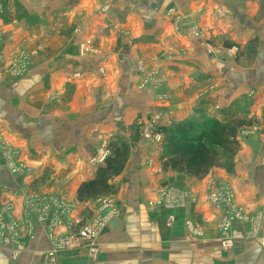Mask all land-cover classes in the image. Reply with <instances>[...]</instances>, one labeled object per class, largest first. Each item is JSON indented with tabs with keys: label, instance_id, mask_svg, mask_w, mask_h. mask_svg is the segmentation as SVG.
<instances>
[{
	"label": "crops",
	"instance_id": "0c3cea01",
	"mask_svg": "<svg viewBox=\"0 0 264 264\" xmlns=\"http://www.w3.org/2000/svg\"><path fill=\"white\" fill-rule=\"evenodd\" d=\"M236 101L258 129L230 167L165 171L139 141L114 192L78 201L90 159L132 124L229 121ZM220 186L241 216L229 248ZM92 219L96 252L56 264H264V0H0V264H41Z\"/></svg>",
	"mask_w": 264,
	"mask_h": 264
},
{
	"label": "trees",
	"instance_id": "16d2710c",
	"mask_svg": "<svg viewBox=\"0 0 264 264\" xmlns=\"http://www.w3.org/2000/svg\"><path fill=\"white\" fill-rule=\"evenodd\" d=\"M242 126L243 121L232 119L225 123L208 117L201 122L189 120L163 127L168 147L162 169L200 178L212 168L230 167L239 149L237 136ZM107 150L109 153L104 163L96 167L94 177L79 185V202L114 192L110 181L122 172L130 153L128 145L118 136L109 141Z\"/></svg>",
	"mask_w": 264,
	"mask_h": 264
},
{
	"label": "built area",
	"instance_id": "2783aa9c",
	"mask_svg": "<svg viewBox=\"0 0 264 264\" xmlns=\"http://www.w3.org/2000/svg\"><path fill=\"white\" fill-rule=\"evenodd\" d=\"M106 8V7H105ZM14 66H19L18 64H13ZM20 70L21 67H20ZM15 70L14 73L19 74L21 71ZM108 155L106 150H103V148H99L97 153L92 157L91 163H93L96 166H99L104 163L105 157ZM227 186H220L219 190L217 192H212L209 194V203L216 209H220L221 207H227V212L223 216L220 224V230H221V243L224 247L229 248L231 246V237H230V228H231V222L234 221V219L241 218L240 211L233 205V202L231 201V195L230 191ZM160 195L163 198H169L170 195H172V192L169 189H165L160 192ZM171 198V197H170ZM150 206H155L157 204H160V200L150 202ZM103 207H106L108 210H110L111 214L116 213L114 208L112 207L110 201L105 200L103 201ZM93 220V219H92ZM84 224L82 227L78 228L76 232L73 234L60 237L56 240V243L44 254L43 261L41 264H56L58 253L62 250H69L72 248H75L77 246L79 247H88L89 251L92 253L96 252V246H97V234L100 228L103 227L104 221H100L98 219H94L93 221Z\"/></svg>",
	"mask_w": 264,
	"mask_h": 264
},
{
	"label": "rangeland",
	"instance_id": "374dc122",
	"mask_svg": "<svg viewBox=\"0 0 264 264\" xmlns=\"http://www.w3.org/2000/svg\"><path fill=\"white\" fill-rule=\"evenodd\" d=\"M84 51H86V50H84ZM237 51H238V49H236L235 53H233V54L237 55L239 53ZM247 52H248L247 54L249 55V57L247 58V61H250L251 60L250 56H255L256 51L254 52L253 50L248 49ZM15 63H12V64H15ZM19 64H20L21 69L23 70L25 68V65H23L22 63H19ZM20 67L12 65L10 67L11 72L14 73L15 70H20ZM14 74H17V73H14ZM241 103L242 102L236 101L230 107V108H232V111L235 112L234 113L235 117L233 118V120H238L240 123H241V121H243L245 124V126H242L239 129L238 136H237L238 142L240 141V139L242 141L244 139V137H246L247 135H250L251 133H254L258 129L257 125H255L254 121L251 118H248L249 117L248 116V110L244 111V109L246 108V104H241ZM247 105H249V104H247ZM247 109H248V106H247ZM148 117L141 119L140 120L141 123L139 122L140 124H132L131 125L132 130L130 131V134L128 136L129 139H127V138L123 139V137H121V138L128 145L129 153L133 147L137 146L139 141L141 143H144L145 145H147V147H146L147 151L146 152L148 154H146V155H149V157L152 155H156V159L158 158V161L160 162L161 166H163V161L166 158L165 153H166V148L168 147V141L166 138L167 137L166 134H164L161 129L163 127H167L168 125L162 126V125L154 123V122L152 124H150L151 118H150V116H148ZM214 119H216V118H214ZM148 120H149V122H147ZM201 120H202V118H195V119H191L190 121L201 122ZM187 121H189V120H187ZM223 122L226 123V121H223ZM173 123H177V122H172L171 124H173ZM112 140L115 141V138ZM108 143H109V140L107 142H104L101 146L103 148V150L107 151V153H109L107 150ZM239 148H240V145H239ZM130 154H128V156ZM90 162H91V159H90Z\"/></svg>",
	"mask_w": 264,
	"mask_h": 264
}]
</instances>
